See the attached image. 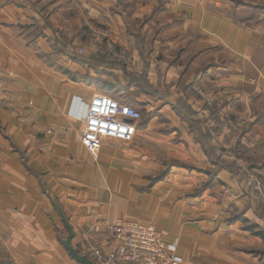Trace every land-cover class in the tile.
<instances>
[{
    "label": "crops",
    "instance_id": "obj_1",
    "mask_svg": "<svg viewBox=\"0 0 264 264\" xmlns=\"http://www.w3.org/2000/svg\"><path fill=\"white\" fill-rule=\"evenodd\" d=\"M97 93L142 118L93 157L70 108ZM248 171L264 178V0H0V264H81L64 221L91 260L120 218L184 264H263Z\"/></svg>",
    "mask_w": 264,
    "mask_h": 264
},
{
    "label": "built area",
    "instance_id": "obj_2",
    "mask_svg": "<svg viewBox=\"0 0 264 264\" xmlns=\"http://www.w3.org/2000/svg\"><path fill=\"white\" fill-rule=\"evenodd\" d=\"M78 53L82 54V50ZM196 90L202 93L198 86ZM70 109L72 116L83 120L81 143L93 157L97 156L104 139L130 142L136 123L142 118L138 108L105 93L94 94L87 102L73 98ZM246 183L264 205V178L248 171ZM103 225L113 241L108 250L90 248L92 264H184L176 244L164 240L152 224L120 218Z\"/></svg>",
    "mask_w": 264,
    "mask_h": 264
},
{
    "label": "water",
    "instance_id": "obj_3",
    "mask_svg": "<svg viewBox=\"0 0 264 264\" xmlns=\"http://www.w3.org/2000/svg\"><path fill=\"white\" fill-rule=\"evenodd\" d=\"M65 222V226L67 229V236L63 242V245L65 247V249L70 253V255L72 256V258L74 260H76L77 262L81 263V264H92V262L89 260V258L86 255L80 254L76 249H74L71 244V238L73 236V232L71 227L69 226V224Z\"/></svg>",
    "mask_w": 264,
    "mask_h": 264
},
{
    "label": "trees",
    "instance_id": "obj_4",
    "mask_svg": "<svg viewBox=\"0 0 264 264\" xmlns=\"http://www.w3.org/2000/svg\"><path fill=\"white\" fill-rule=\"evenodd\" d=\"M237 175L240 177L242 176L240 173L237 172ZM262 208L264 209V205H262ZM251 229L253 230L252 232L256 235H258L259 237H261L264 241V228L263 229H257V227L250 225ZM255 253H257V255H259V257L263 258V264H264V249H259V250H255Z\"/></svg>",
    "mask_w": 264,
    "mask_h": 264
}]
</instances>
